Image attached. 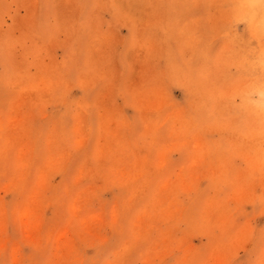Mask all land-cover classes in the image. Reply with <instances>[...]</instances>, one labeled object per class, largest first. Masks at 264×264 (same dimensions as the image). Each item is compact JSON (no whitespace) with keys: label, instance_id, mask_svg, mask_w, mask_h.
<instances>
[{"label":"rangeland","instance_id":"1","mask_svg":"<svg viewBox=\"0 0 264 264\" xmlns=\"http://www.w3.org/2000/svg\"><path fill=\"white\" fill-rule=\"evenodd\" d=\"M157 2L0 0V264H264L260 14Z\"/></svg>","mask_w":264,"mask_h":264},{"label":"bare ground","instance_id":"2","mask_svg":"<svg viewBox=\"0 0 264 264\" xmlns=\"http://www.w3.org/2000/svg\"><path fill=\"white\" fill-rule=\"evenodd\" d=\"M155 1V0H154ZM156 2H157V0H156ZM158 3V2H157ZM244 3V2H243ZM105 4V3H104ZM159 4V3H158ZM156 6H158V5H156ZM150 7V6H149ZM234 7V6H233ZM245 7V6H244ZM36 8V7H35ZM101 8H102V6H101ZM231 9H232V7H230ZM237 8V7H236ZM247 11L250 9V10H252V11H256V12H258V14H260V19L262 20L261 22L263 23L262 24V26L264 27V0H252V2L250 3V4H248L247 5ZM163 10V9H162ZM237 10H239L240 12H241V10H242V8L240 9V7L239 8H237V9H235V13H236V11ZM245 9H243V11H244ZM222 11V10H221ZM239 11H237V12H239ZM93 13V12H92ZM133 13V12H132ZM136 13V12H135ZM153 13V12H152ZM166 13V12H165ZM242 13V12H241ZM245 13V12H244ZM244 13L242 14L243 16H244ZM248 13V12H247ZM246 14V13H245ZM124 15V14H123ZM122 15V16H123ZM167 15V14H166ZM239 15V14H238ZM155 16V15H154ZM224 17V16H223ZM156 19V18H155ZM158 19V18H157ZM162 19H163V17H162ZM218 19H219V17H218ZM221 19V18H220ZM225 20H226V18H225ZM122 21V20H121ZM124 21V20H123ZM132 21V20H131ZM129 22H130V20H129ZM162 22V21H161ZM194 23V22H193ZM141 25H143L142 23H140ZM191 26H189V28H190ZM143 28V27H142ZM188 28V27H187ZM139 30V29H138ZM141 30V29H140ZM139 32H141V31H139ZM137 34H139V33H137ZM136 35V34H135ZM138 37H140L141 38V35L139 36L138 35ZM215 38V37H214ZM145 39V38H144ZM156 39V38H155ZM140 40V39H139ZM156 40H158V38L156 39ZM156 42H158V41H156ZM151 43H152V41H151ZM224 43V42H223ZM140 44V43H139ZM150 45V44H149ZM164 46V45H163ZM162 48V47H161ZM228 49V48H227ZM148 50H149V48H148ZM152 51H154V50H152ZM156 51H157V49H156ZM219 51H221V49L219 50ZM224 53H225V50H224ZM154 54V53H153ZM148 55V54H147ZM155 55V54H154ZM221 55V54H220ZM149 56V55H148ZM222 56V55H221ZM154 59V58H153ZM148 64V63H147ZM152 66V65H151ZM221 70V69H220ZM153 73V72H152ZM154 74V73H153ZM205 75H207V74H205ZM240 77V76H239ZM242 78V77H241ZM148 79V78H147ZM146 79V80H147ZM96 81V80H95ZM220 81V80H219ZM94 82V81H93ZM33 83V82H32ZM49 83H50V81H49ZM228 84V83H227ZM232 84V83H231ZM242 84V83H241ZM144 85V84H143ZM18 86V85H17ZM47 86V85H46ZM142 86V85H141ZM235 86V85H234ZM144 87V86H143ZM226 87V86H225ZM241 87V86H240ZM42 88V87H41ZM223 88V87H222ZM39 89V88H38ZM47 89V88H46ZM226 88H224V90H225ZM152 91H154L153 89H152ZM163 92V91H162ZM215 92H216V90H215ZM232 92V91H231ZM233 93V92H232ZM226 94H227V92H226ZM225 94V95H226ZM224 95V94H223ZM163 96V95H162ZM221 97V96H220ZM165 98V97H164ZM227 98H228V96H227ZM155 99V98H154ZM159 99V98H158ZM20 100V99H19ZM160 100V99H159ZM163 101H164V99H163ZM165 101H166V99H165ZM160 105V104H159ZM163 105V104H162ZM260 105V104H259ZM156 106V103H155V105L153 106V107H155ZM153 107H152V109H153ZM156 108H157V106H156ZM217 108V107H216ZM79 111V110H78ZM82 112V111H81ZM141 113V112H140ZM150 113V112H149ZM168 115V114H167ZM145 117V116H144ZM143 117V118H144ZM146 118V117H145ZM226 119V118H225ZM236 119V118H235ZM77 120V119H76ZM229 120V119H228ZM145 121V120H144ZM248 121V120H247ZM146 122V121H145ZM251 122H253V121H251ZM256 124V123H255ZM160 126V125H159ZM158 126V127H159ZM3 128V127H2ZM148 128V127H147ZM146 128V129H147ZM153 128V127H152ZM145 129V128H144ZM101 131V130H100ZM150 131V130H149ZM87 136V135H86ZM197 141V140H196ZM184 143V142H183ZM199 143V142H198ZM175 144H177V143H175ZM195 146V145H194ZM80 149V148H79ZM58 151V150H57ZM163 151V150H162ZM257 155H258V157L255 159V160H257L258 159V161H260V160H262L263 158H264V151L261 153V151H260V149H257ZM159 154H161V151H160V153ZM163 154V153H162ZM161 156H164V155H161ZM88 158V157H87ZM161 158V157H160ZM97 159H98V157H97ZM192 164V163H191ZM190 164V165H191ZM59 165H60V163H59ZM194 165V164H193ZM123 166V165H122ZM87 167V166H86ZM117 168V167H116ZM113 169V168H112ZM115 171V170H114ZM79 176V175H78ZM183 177V176H182ZM184 179V178H183ZM185 181V180H184ZM163 185V184H162ZM168 186H169V184H168ZM150 200V199H149ZM164 200V199H163ZM211 203V202H210ZM147 207H148V205H147ZM144 210V209H143ZM146 210V209H145Z\"/></svg>","mask_w":264,"mask_h":264},{"label":"snow or ice","instance_id":"3","mask_svg":"<svg viewBox=\"0 0 264 264\" xmlns=\"http://www.w3.org/2000/svg\"><path fill=\"white\" fill-rule=\"evenodd\" d=\"M259 97H260V106L261 108H264V83L261 84Z\"/></svg>","mask_w":264,"mask_h":264}]
</instances>
